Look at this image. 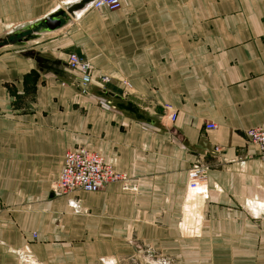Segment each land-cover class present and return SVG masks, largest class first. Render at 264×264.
Wrapping results in <instances>:
<instances>
[{"label": "crops", "instance_id": "obj_1", "mask_svg": "<svg viewBox=\"0 0 264 264\" xmlns=\"http://www.w3.org/2000/svg\"><path fill=\"white\" fill-rule=\"evenodd\" d=\"M76 1L0 0V25L20 24L0 42L59 9L68 17L0 46V264H264V154L244 136L264 129V0L67 13ZM70 53L89 63L91 94L77 92ZM101 76L104 98L92 94ZM76 147L126 180L53 196ZM194 163L198 192L186 188Z\"/></svg>", "mask_w": 264, "mask_h": 264}, {"label": "built area", "instance_id": "obj_2", "mask_svg": "<svg viewBox=\"0 0 264 264\" xmlns=\"http://www.w3.org/2000/svg\"><path fill=\"white\" fill-rule=\"evenodd\" d=\"M91 10L104 9L114 11L120 8L119 0H91L87 6ZM69 71L78 74V89L82 95L88 94L91 84L89 63L75 53H70L65 62ZM106 76L98 79L99 91H104L103 85L108 83ZM123 91L126 92L128 83L122 82ZM163 109L167 112V122H172L175 113L169 105H164ZM214 124L207 123L204 128L212 130ZM245 140L253 145L260 154H264V129L250 128L244 132ZM215 153V150H213ZM205 168L194 163L186 171V188L188 191L198 192L204 187ZM126 175L114 169L112 164L106 161L105 157L97 151L76 147L65 151L62 165L59 168L55 180L52 184L51 194L53 196L66 195L73 191L94 192L103 189L107 184L113 182H124Z\"/></svg>", "mask_w": 264, "mask_h": 264}, {"label": "water", "instance_id": "obj_3", "mask_svg": "<svg viewBox=\"0 0 264 264\" xmlns=\"http://www.w3.org/2000/svg\"><path fill=\"white\" fill-rule=\"evenodd\" d=\"M90 1L91 0H78L70 4L66 8V11L67 13L72 14L74 11L82 9ZM66 18H68L67 15L63 12V10L59 9L56 12L50 13V15L43 18L42 20L36 23H33L31 25L25 26L23 30L20 32L14 33L13 31L11 35L14 37H17L16 38L17 44L21 45L28 40H32L36 38V35L33 34V32H37L41 30L53 31L59 26L60 22L61 21L64 22ZM50 70H52V72H54L55 74H58V75L60 74L58 70H55V69H50ZM76 90L79 93V89H76ZM92 94L98 97H103V98L109 96L106 91H99V90L92 91ZM114 98L118 100V102L115 104L116 109L131 114L137 120H143L148 123H153L151 119H149L144 114H142L140 110L136 108L135 106H133L132 104L128 102H123L121 98L118 96H114Z\"/></svg>", "mask_w": 264, "mask_h": 264}, {"label": "rangeland", "instance_id": "obj_4", "mask_svg": "<svg viewBox=\"0 0 264 264\" xmlns=\"http://www.w3.org/2000/svg\"><path fill=\"white\" fill-rule=\"evenodd\" d=\"M18 25H20V24H15V25H13V27L11 28V29H9L8 28V25H4V24H2V25H0V38L2 39V38H4L5 37V33H7L8 31H12V29H14V27H16V26H18ZM22 25V24H21ZM16 38L17 37H14V38H8L6 41L4 40H2L1 42H0V46L3 44V43H9V42H15V40H16ZM26 46H28V42L25 44ZM89 94H91L90 92H89Z\"/></svg>", "mask_w": 264, "mask_h": 264}, {"label": "bare ground", "instance_id": "obj_5", "mask_svg": "<svg viewBox=\"0 0 264 264\" xmlns=\"http://www.w3.org/2000/svg\"><path fill=\"white\" fill-rule=\"evenodd\" d=\"M84 7H86V6H84ZM84 7H83V8H84ZM83 8L80 9V10H76L75 12H73V14L75 15L76 13H79V12L83 11V10H84ZM193 192H194V191H193Z\"/></svg>", "mask_w": 264, "mask_h": 264}]
</instances>
